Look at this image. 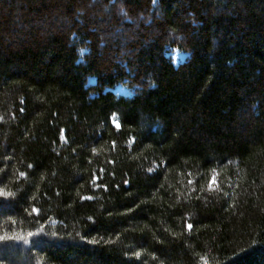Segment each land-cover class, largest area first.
Instances as JSON below:
<instances>
[{
  "label": "trees",
  "instance_id": "obj_1",
  "mask_svg": "<svg viewBox=\"0 0 264 264\" xmlns=\"http://www.w3.org/2000/svg\"><path fill=\"white\" fill-rule=\"evenodd\" d=\"M0 237V264H264V0H0Z\"/></svg>",
  "mask_w": 264,
  "mask_h": 264
},
{
  "label": "rangeland",
  "instance_id": "obj_2",
  "mask_svg": "<svg viewBox=\"0 0 264 264\" xmlns=\"http://www.w3.org/2000/svg\"><path fill=\"white\" fill-rule=\"evenodd\" d=\"M167 55L171 57V59L173 60V62L175 64H179V63L183 62L186 59V56H187L184 52H182V51H180L178 49H175V48L169 49L167 51ZM91 81L94 82V79L92 78ZM111 90L117 95H124V96L130 95L129 90H127L123 86H116L115 88H113Z\"/></svg>",
  "mask_w": 264,
  "mask_h": 264
},
{
  "label": "snow or ice",
  "instance_id": "obj_3",
  "mask_svg": "<svg viewBox=\"0 0 264 264\" xmlns=\"http://www.w3.org/2000/svg\"><path fill=\"white\" fill-rule=\"evenodd\" d=\"M117 126H119V125H117ZM189 227H191V226L189 225ZM0 239H3V237H0Z\"/></svg>",
  "mask_w": 264,
  "mask_h": 264
}]
</instances>
